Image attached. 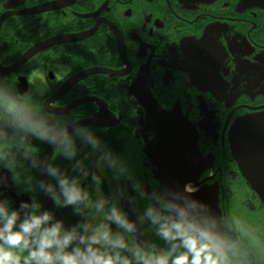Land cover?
Segmentation results:
<instances>
[{
	"label": "flooded vegetation",
	"instance_id": "flooded-vegetation-1",
	"mask_svg": "<svg viewBox=\"0 0 264 264\" xmlns=\"http://www.w3.org/2000/svg\"><path fill=\"white\" fill-rule=\"evenodd\" d=\"M54 38L62 40L50 43ZM27 51L33 54L18 65ZM90 68L119 73L68 84ZM142 91L195 131L200 159L183 188L215 202L209 223L229 264H264V202L246 173L264 179V147L238 160L229 140L241 120L264 114V0H0V95L49 122L92 120L101 110L96 101L66 108L81 99L104 101V116L88 124L116 147L131 136L144 190L159 187L166 197L148 154L158 132L148 123ZM0 132V155L17 161L14 186L13 172L0 160V188L19 206L35 195L19 155L26 140L2 120ZM48 147L41 145L43 155ZM59 211L69 224L77 219L69 209Z\"/></svg>",
	"mask_w": 264,
	"mask_h": 264
},
{
	"label": "clouds",
	"instance_id": "clouds-1",
	"mask_svg": "<svg viewBox=\"0 0 264 264\" xmlns=\"http://www.w3.org/2000/svg\"><path fill=\"white\" fill-rule=\"evenodd\" d=\"M0 120L23 133L19 155L35 192L30 202L14 206L0 188V264H229L219 233L195 202L170 203L162 188L144 190L131 136L116 147L91 124L49 122L5 95ZM41 145H51L54 155L45 157ZM0 160L15 186V157ZM44 196L77 219L66 224L43 204Z\"/></svg>",
	"mask_w": 264,
	"mask_h": 264
},
{
	"label": "water",
	"instance_id": "water-1",
	"mask_svg": "<svg viewBox=\"0 0 264 264\" xmlns=\"http://www.w3.org/2000/svg\"><path fill=\"white\" fill-rule=\"evenodd\" d=\"M61 38H54L50 40V43L60 42ZM62 40V39H61ZM49 44V42H48ZM46 44V45H48ZM43 47V46H42ZM33 54L31 51H27L18 60V65L22 64ZM109 72L118 74L119 72L103 69V68H90L77 74L68 84L74 81L80 80L93 73ZM143 96L139 97L141 102L148 109V123L153 130L158 132V137L150 147L148 152L152 161L159 166L161 171L160 181L165 189L167 200L172 203H179L183 206H189L195 202L197 209L208 220L214 219L216 215V204L211 201L209 204L203 201V194L201 192L187 193L184 190V184L189 179V173L193 172L200 159V154L197 147V139L195 131L185 122L181 117H178L175 113H165L157 102H153V99L146 92L142 91ZM84 101H96L100 104L101 110L98 113V117L92 120L83 121L82 123H93L99 121V118L103 117L107 110V105L100 99H81L75 101L69 110ZM263 134V135H262ZM264 114H258L249 116L241 120L234 127L230 141L232 146L233 155L239 160V156L245 154L246 150H254L256 148L264 147ZM153 147V150L151 148ZM52 147H48L44 156H50ZM260 152L251 153L253 156L260 155ZM250 159L245 158V163L252 162ZM248 180L253 183V187L258 192L261 201L264 202V179L252 177L253 175L246 171ZM40 178L46 179V175L41 173ZM43 204L52 209L56 216L59 218L62 214L53 206V202L47 196L43 197ZM65 223L69 224L65 219Z\"/></svg>",
	"mask_w": 264,
	"mask_h": 264
},
{
	"label": "trees",
	"instance_id": "trees-1",
	"mask_svg": "<svg viewBox=\"0 0 264 264\" xmlns=\"http://www.w3.org/2000/svg\"><path fill=\"white\" fill-rule=\"evenodd\" d=\"M75 218H76V216H75Z\"/></svg>",
	"mask_w": 264,
	"mask_h": 264
}]
</instances>
